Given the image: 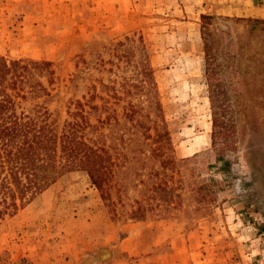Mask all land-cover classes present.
Here are the masks:
<instances>
[{
	"label": "rangeland",
	"instance_id": "obj_1",
	"mask_svg": "<svg viewBox=\"0 0 264 264\" xmlns=\"http://www.w3.org/2000/svg\"><path fill=\"white\" fill-rule=\"evenodd\" d=\"M0 57L15 115L116 164L16 200L0 264H264V0H0Z\"/></svg>",
	"mask_w": 264,
	"mask_h": 264
},
{
	"label": "trees",
	"instance_id": "obj_2",
	"mask_svg": "<svg viewBox=\"0 0 264 264\" xmlns=\"http://www.w3.org/2000/svg\"><path fill=\"white\" fill-rule=\"evenodd\" d=\"M31 64L37 70L48 66L46 62ZM30 79L28 64L8 63L0 57V218L16 207V200H31L66 172L84 171L91 183L104 192L111 184L116 165L104 144H89L72 128L74 124L57 137L46 126L25 120L22 114L15 115L6 89L19 96L29 83L34 90ZM83 124L87 126L86 121ZM140 126L136 123L134 128ZM115 156L125 160L122 152Z\"/></svg>",
	"mask_w": 264,
	"mask_h": 264
}]
</instances>
